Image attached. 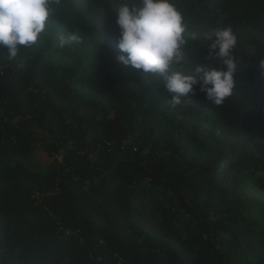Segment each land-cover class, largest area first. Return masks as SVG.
<instances>
[{
	"label": "trees",
	"instance_id": "1",
	"mask_svg": "<svg viewBox=\"0 0 264 264\" xmlns=\"http://www.w3.org/2000/svg\"><path fill=\"white\" fill-rule=\"evenodd\" d=\"M172 2L185 68H223L203 37H237L221 105L197 85L172 107L157 77L127 73L96 38L111 0H51L80 37L68 61L39 39L15 59L0 46V264H264V54L247 46L264 43V0Z\"/></svg>",
	"mask_w": 264,
	"mask_h": 264
},
{
	"label": "clouds",
	"instance_id": "2",
	"mask_svg": "<svg viewBox=\"0 0 264 264\" xmlns=\"http://www.w3.org/2000/svg\"><path fill=\"white\" fill-rule=\"evenodd\" d=\"M52 12L51 0H0V46L9 59L38 41ZM110 12L118 28L116 60L157 77L172 107L188 102L197 85L211 104L221 105L232 95L238 41L231 27L203 37L210 41L207 57L222 62L223 68L208 63L185 68L192 63L185 53L187 25L172 0H111ZM79 43L75 33L59 38L61 48ZM259 67L264 73V60Z\"/></svg>",
	"mask_w": 264,
	"mask_h": 264
},
{
	"label": "rangeland",
	"instance_id": "3",
	"mask_svg": "<svg viewBox=\"0 0 264 264\" xmlns=\"http://www.w3.org/2000/svg\"><path fill=\"white\" fill-rule=\"evenodd\" d=\"M98 19L96 22V38L109 50H111L115 56L119 53V50L116 47L117 37H118V28L115 24V21L105 19L103 10L98 9ZM67 33L63 28L51 20L47 21V26L44 32L41 33L39 41L44 47H49L55 53L57 61H68L71 57L76 55L81 49L80 44H72L64 48L59 47V38ZM262 38H258L256 41H252L247 46L252 49V52L256 55L264 54V43ZM119 64L124 68V70L132 76L138 77L141 80H144V76L141 74L140 70L134 69L131 66H125L119 62ZM184 106L187 110L196 108V104L189 102L185 103ZM35 159L41 165H46L52 161V158L49 157L45 152L38 151L35 155ZM144 224L147 228L152 229L154 227V222L151 218H147L144 221Z\"/></svg>",
	"mask_w": 264,
	"mask_h": 264
},
{
	"label": "built area",
	"instance_id": "4",
	"mask_svg": "<svg viewBox=\"0 0 264 264\" xmlns=\"http://www.w3.org/2000/svg\"><path fill=\"white\" fill-rule=\"evenodd\" d=\"M58 160H61V157L60 156H57Z\"/></svg>",
	"mask_w": 264,
	"mask_h": 264
}]
</instances>
